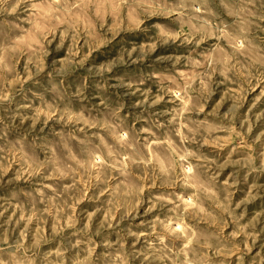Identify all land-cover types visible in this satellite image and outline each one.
<instances>
[{
    "label": "rangeland",
    "instance_id": "rangeland-1",
    "mask_svg": "<svg viewBox=\"0 0 264 264\" xmlns=\"http://www.w3.org/2000/svg\"><path fill=\"white\" fill-rule=\"evenodd\" d=\"M0 264H264V0H0Z\"/></svg>",
    "mask_w": 264,
    "mask_h": 264
}]
</instances>
